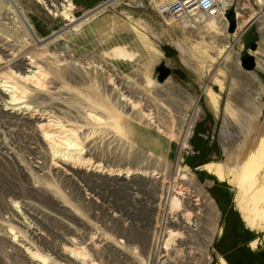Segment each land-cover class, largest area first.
Wrapping results in <instances>:
<instances>
[{"label":"rangeland","instance_id":"obj_1","mask_svg":"<svg viewBox=\"0 0 264 264\" xmlns=\"http://www.w3.org/2000/svg\"><path fill=\"white\" fill-rule=\"evenodd\" d=\"M169 2L117 0L75 29L38 0H0V76L27 91L21 106L29 107L11 106L0 88V264L223 261L216 258L214 243L222 223L226 227L225 216L229 212L240 220L242 208L253 207L246 201L250 192H244V183L241 190L235 186L238 194L232 189L241 196L234 208L233 192L224 183L228 170L221 163L242 142L239 123L255 106L254 134L264 129L260 19L251 18L241 36L235 34L240 33L238 23L260 9L254 0L228 1L233 7L225 18L233 10L238 13L235 18L231 14L234 30L229 31L226 18L227 29L218 34L196 15L163 12ZM73 6L75 19L97 7L82 11ZM26 25L39 42L27 35ZM161 45L174 52L163 56ZM4 55L25 62L37 58L42 87L14 79L10 72L22 74L27 68L18 70ZM246 56L254 58L253 70L242 67ZM161 64L170 68L166 80L178 91L157 81ZM207 87L218 95L217 112L207 103ZM40 113L68 131L57 147L44 140ZM91 113L100 121L90 120ZM66 139L80 145L71 151L79 161L56 169L51 149L69 153ZM209 164L217 166L205 172L202 168ZM95 166L99 168L85 172ZM117 170L120 177L114 176ZM135 170L144 176L123 174ZM218 173L220 181L214 178ZM169 191L173 202L166 198ZM162 220L159 251L153 230ZM263 235L255 233L258 238L251 243ZM37 255L45 262H38Z\"/></svg>","mask_w":264,"mask_h":264},{"label":"bare ground","instance_id":"obj_2","mask_svg":"<svg viewBox=\"0 0 264 264\" xmlns=\"http://www.w3.org/2000/svg\"><path fill=\"white\" fill-rule=\"evenodd\" d=\"M39 2L45 3L46 7L48 10H51L53 12H57V15L62 17L68 25L72 24L73 28H79L80 26L83 25V23L87 22L89 19H91L93 16L96 14L102 12L104 9L110 7L114 2L117 0H109L105 3L100 4L93 10L87 12L84 14V16L80 19H75L74 16L72 15L71 11L74 9L73 4L70 2V0H38ZM217 3L219 4L220 11L218 14L209 16L208 19L206 20V17L201 15L200 13H195L197 16V21H203L205 22V26L213 30L215 33H222L225 32L227 29V20L225 18L224 14V7L222 4H220L219 0H216ZM225 1H230V0H225ZM11 2V1H10ZM256 6L259 7V11L253 12L252 16L246 21L243 19L241 22L238 23L237 25V30H240L238 32L235 31V34H241L245 30V28L248 26V24L252 21L251 18H253V21L256 22V20H259V26H258V32L261 36H264V8L262 6L264 5V0H254ZM168 5L163 7V12H168V13H173L175 12V0H171V2L167 3ZM13 8V7H12ZM169 8V9H168ZM174 8V9H170ZM15 9V8H14ZM13 10V9H12ZM17 11V10H16ZM14 13V12H13ZM236 14H238L236 12ZM56 16V14H54ZM237 16V15H236ZM240 19V18H239ZM205 20V21H204ZM237 21V20H236ZM239 21V20H238ZM27 23V22H26ZM28 24V23H27ZM27 26V25H26ZM72 28V27H71ZM27 31H28V36L34 40L39 42L37 35L34 31V29L31 26H27ZM142 37H146L144 34H140ZM238 36V37H240ZM148 37V36H147ZM149 39V38H148ZM41 44V43H40ZM46 52H49V50H45ZM155 55L159 54L157 50L154 51ZM5 59L15 68L18 70H21L22 67L26 66L27 69L22 72V74H16L10 72V74L13 76L14 79L18 80L20 83L30 85L33 88H40L43 85L44 81V75L42 74L41 70L36 63L38 61L37 58L33 57L32 60L28 59L26 62L23 61V58H14L10 55H4ZM167 81V80H165ZM165 81L163 83H165ZM261 87V86H260ZM0 88H2V91L6 92L5 95H9V102L11 106H20L19 109H29V107L26 106H21L24 103V99L27 97V91L24 90L23 87H20L19 84L15 81L12 80L9 77H4L0 76ZM205 94H206V100L211 109L214 112H217V98L218 95L211 90L210 87H207L205 89ZM255 110L248 112L249 118H246L244 122L239 123L243 130V139L242 142L239 144V141L237 142L239 145L236 146L235 149H231L228 151L226 155V159L224 162L221 163L223 167H225L228 172L226 175V181L224 183L228 184L230 187L231 191L233 192V198L232 202L234 205V208L238 206V204L241 202L239 198H237V192H236V187L237 185L242 184L241 186H244V183L246 184L244 186V192L249 191L250 196L246 197V201H250L253 207L249 205L246 208H242L243 210H246L245 213L239 214V217L242 221V223L245 225L247 229H249L251 232L254 233H262L264 232V129L260 127L258 131L254 134L255 130V121L257 120V113L259 112L257 110L258 107L255 106ZM254 109V108H253ZM37 115V114H36ZM88 118L92 121H100L99 118L92 116L91 114H87ZM37 121H38V128L39 129H45L42 132V136L45 141H48V144H52L53 146L57 147L56 145L57 141L61 139V135L64 133H67L68 131L65 130V127L58 122L54 121L51 116H48L46 114L40 113L37 115ZM40 122H45V123H40ZM46 129L48 130L46 132ZM53 130V131H52ZM58 130V131H56ZM68 136V135H67ZM66 145L69 153H59L58 150H53L51 149V152L54 154V160L56 163H53V165L56 166V169H58L61 164H76L79 161V158H76L75 153H71V151H77V149L80 147V145L76 142L75 145L71 143L70 140L66 139V141L63 143ZM51 148V146H50ZM232 148V147H231ZM57 153V156H56ZM217 166L216 164H209L202 169L207 172V170L212 169V167ZM72 169L74 167L70 166ZM99 166H95L94 168H86L85 172H89L91 170L94 171L95 169H98ZM218 168V167H217ZM102 174H105L107 171H100ZM209 172V171H208ZM107 174H110L109 171ZM120 171H116V174L114 175L115 177H120L121 176ZM125 176H133L139 177V176H144L142 173L139 171H134L133 173H130L129 171L124 172ZM148 178V177H147ZM150 178H154V176L151 174ZM214 178L216 181H220L221 175L214 174ZM156 179H162L161 177L159 178L157 176ZM235 187V192L237 194L234 195V191L232 190ZM238 188V187H237ZM243 188V187H242ZM246 188V190H245ZM241 190V187L239 188ZM239 190V191H240ZM240 193V192H239ZM173 192L169 191L167 193L168 200L170 198V201H175V198H173ZM243 194V192H242ZM247 194V193H246ZM240 195V194H239ZM249 195V193H248ZM243 199V198H242ZM245 200V199H244ZM244 203V201H243ZM248 202V204H250ZM258 203L262 204L261 206H256ZM246 204V203H245ZM242 205V204H241ZM240 205V206H241ZM246 206V205H245ZM243 206V207H245ZM242 207V206H241ZM238 209V208H237ZM236 209V210H237ZM252 213V215H250ZM254 227H259V229L254 230ZM259 243L264 244V235L260 237L258 240L255 242L251 243V247L255 248L259 245ZM163 249V248H162ZM62 252H66L69 255H72L73 257H78L79 253H76L73 249L70 248H64L62 249ZM162 255V257H161ZM34 258L37 259L38 262H45L44 259H42L41 256L37 255L34 256ZM161 258H166L163 256V254H160V259ZM163 264V262H161ZM219 264H226L224 261L220 260Z\"/></svg>","mask_w":264,"mask_h":264},{"label":"crops","instance_id":"obj_3","mask_svg":"<svg viewBox=\"0 0 264 264\" xmlns=\"http://www.w3.org/2000/svg\"><path fill=\"white\" fill-rule=\"evenodd\" d=\"M104 1L105 0H72L76 9L82 11L91 10ZM249 1L250 0H246L247 3H249ZM223 2L224 1H222V3ZM246 6L245 4V7ZM249 6L251 7V5ZM160 50L163 56L167 57L174 52L173 48L166 45H161ZM166 83L171 84L170 80L165 81L164 84ZM168 89H176L175 91H178L175 84L169 85ZM194 104H196V102ZM225 220L227 221L226 227L223 229L224 223H222V227L217 233V238L214 243L216 258L223 259L226 264H264V244L259 243L257 247H251V242L258 238L255 237V233L247 229L241 219L236 220L229 212L225 216ZM222 222L224 221L222 220ZM246 230L250 231V233Z\"/></svg>","mask_w":264,"mask_h":264},{"label":"built area","instance_id":"obj_4","mask_svg":"<svg viewBox=\"0 0 264 264\" xmlns=\"http://www.w3.org/2000/svg\"><path fill=\"white\" fill-rule=\"evenodd\" d=\"M222 4L223 7H225L224 14L233 7V2H231L229 6L226 5L227 1H224ZM175 5L176 12L174 14H180L182 17H193L195 13L213 16L220 11L219 4L216 0H175ZM232 13L235 18L236 11L233 10ZM153 241L155 246L159 247V251L163 250V220L160 222L159 226H156L153 230ZM161 260H163V258H161Z\"/></svg>","mask_w":264,"mask_h":264},{"label":"water","instance_id":"obj_5","mask_svg":"<svg viewBox=\"0 0 264 264\" xmlns=\"http://www.w3.org/2000/svg\"><path fill=\"white\" fill-rule=\"evenodd\" d=\"M232 12H229L226 16L228 18ZM234 30V22H230V28L229 31L232 32ZM255 44H252V49H254ZM241 65L244 69L246 70H253L255 68V60L252 56H246L242 58L241 60ZM170 68L165 66L164 64H161L157 67V74H156V79L158 82L163 83L169 76H170Z\"/></svg>","mask_w":264,"mask_h":264},{"label":"flooded vegetation","instance_id":"obj_6","mask_svg":"<svg viewBox=\"0 0 264 264\" xmlns=\"http://www.w3.org/2000/svg\"><path fill=\"white\" fill-rule=\"evenodd\" d=\"M247 6H249V5H247ZM251 8V7H250ZM252 9V8H251ZM230 20L232 19V17H231V15L228 17Z\"/></svg>","mask_w":264,"mask_h":264},{"label":"trees","instance_id":"obj_7","mask_svg":"<svg viewBox=\"0 0 264 264\" xmlns=\"http://www.w3.org/2000/svg\"><path fill=\"white\" fill-rule=\"evenodd\" d=\"M228 19H229V18H228ZM229 21H230V22H232V21H233V19H231V20L229 19Z\"/></svg>","mask_w":264,"mask_h":264}]
</instances>
